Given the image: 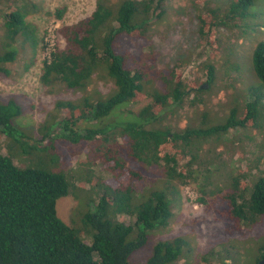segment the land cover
<instances>
[{
	"label": "trees",
	"instance_id": "1",
	"mask_svg": "<svg viewBox=\"0 0 264 264\" xmlns=\"http://www.w3.org/2000/svg\"><path fill=\"white\" fill-rule=\"evenodd\" d=\"M217 3L206 0L198 16L199 38L213 50L224 31L241 37L264 28V0ZM15 7L0 10V76H13L10 67L21 54L45 51L36 26L28 21L40 13L38 5L24 0ZM66 9H55L49 16L63 22ZM166 13V0H96L89 17L62 24L57 31L62 43L56 44L51 60L43 61L42 85L87 92L96 77L104 78L113 86L109 99L58 102L64 117L58 124L41 125L36 137L16 124L22 109L13 101H0V136L8 150L7 155L0 152V264H128L130 256L147 245L150 232L169 226L184 187L196 184L198 200H205L200 186L205 171L197 164L194 142L201 136L257 126L259 107L264 110V39L253 47L255 101L246 104L241 119L235 111L225 124L206 131L181 130L168 123L170 106L177 108L174 117L203 104L204 85L189 89L191 81L176 69L154 70L153 58H133L128 49L131 41L143 49L152 18L159 21ZM214 70L209 66L205 71L207 87L213 85ZM138 105L142 106L134 110ZM120 106L121 111L115 110ZM164 125L168 128L162 129ZM9 141L30 155L40 154V165L18 167L12 159L18 152ZM83 154L82 163L92 168L85 176L70 167L71 159ZM96 167L102 173L98 178ZM247 177L245 171L229 177L226 189L213 197L223 203L218 213L232 222L230 233L264 218V178L250 188ZM76 178L90 184L87 205H95L81 217L86 226L82 230L68 225L57 211L58 201L69 196ZM212 185L204 186L210 190ZM124 214L133 219L129 225L118 221ZM184 244L181 239L158 243L148 264L176 262Z\"/></svg>",
	"mask_w": 264,
	"mask_h": 264
},
{
	"label": "rangeland",
	"instance_id": "2",
	"mask_svg": "<svg viewBox=\"0 0 264 264\" xmlns=\"http://www.w3.org/2000/svg\"><path fill=\"white\" fill-rule=\"evenodd\" d=\"M22 1L24 0H0V10L13 5L15 7ZM30 1L38 5L40 13L31 15L28 21L36 26L38 41L42 40L45 51L41 52L38 48L31 55L21 54L20 60L10 67L13 76H0V101H13L17 104L22 109V114L15 120L16 124L22 131L24 129L26 133H34L36 137L35 132L41 125L48 122L58 124L64 117V110L57 108L58 102H82L86 98L95 101L107 100L113 94V86L104 78L98 77L87 92L69 91L62 86L50 89L42 85L41 68L48 57L46 39H51V32L54 29L58 31L62 24L72 25L89 17L95 10L96 0ZM224 1L226 0H218V3L224 4ZM205 6L206 0H166L167 13L159 21H156V17L151 20L153 24H150L148 43L143 42L146 45L140 49L136 41H131L128 47L133 58H153L154 63L150 62L154 70L179 71L185 80L191 81L189 89L204 85L205 92L200 95L203 104L197 108H185L174 117L172 114L177 108L170 106L167 109L170 115L168 123L181 130L199 128L206 131L225 124L235 111V116L241 119L246 104L255 101L252 85L257 80L251 70V63L254 45L264 39V28H257L250 36L241 37L224 31L218 37L219 45L213 50L198 34V16L204 13ZM62 7L67 8L63 22L49 16V12ZM2 19L0 17V35L3 31ZM260 22L261 20H254V23ZM55 40L56 43H62L57 32ZM209 66L214 67L215 76L213 85L207 87L205 71ZM194 97L195 94L190 96L192 99ZM262 103L264 105V98ZM141 106L138 105L134 110ZM121 108L122 106L115 110L121 111ZM259 108L257 126L244 130L235 129L228 135L201 136L194 142L197 164L202 165L205 171L203 182L200 183L205 192V200L202 203L198 200L201 194L196 184L184 187L182 201L174 211L175 216L169 226L150 232L147 245L135 251L128 264H148L158 243L176 239L183 240L185 244L180 247L176 262L170 264H256L257 260L259 264L262 260L260 250L263 249L264 253V218L245 224L242 230L230 233L229 226L232 222L218 213L223 203L220 198L213 199L215 193L226 189L229 177L238 176L240 171H245L248 175L247 182L251 180L250 188L264 178V110L261 106ZM120 117L125 115L120 113ZM166 128L167 125L162 127ZM9 146L19 154L12 157L18 167L35 168L40 165V154L30 155L12 141H9ZM0 152L3 155L8 154L3 136H0ZM47 156L53 157L51 154ZM85 159L84 154L71 159L70 167L78 168V173L82 176H85L86 170L89 172L92 169L82 163ZM93 171L97 178L102 174L98 167ZM74 185L73 191L69 190V196L58 201L57 211L58 216L68 225L82 230L86 226L81 217L91 212L95 205H87L86 197L91 188L88 182L84 184L83 180L76 178ZM204 185L212 186L208 190ZM172 198L171 196L170 199ZM117 217L125 225L133 221L125 214Z\"/></svg>",
	"mask_w": 264,
	"mask_h": 264
},
{
	"label": "built area",
	"instance_id": "3",
	"mask_svg": "<svg viewBox=\"0 0 264 264\" xmlns=\"http://www.w3.org/2000/svg\"><path fill=\"white\" fill-rule=\"evenodd\" d=\"M57 28H59V27H57ZM57 29H54L52 32H51V39H46V43H45V45H46V47H47V51H48V57L45 59V60H51V58H52V53H54L55 52V49H56V40H55V34H56V31Z\"/></svg>",
	"mask_w": 264,
	"mask_h": 264
},
{
	"label": "water",
	"instance_id": "4",
	"mask_svg": "<svg viewBox=\"0 0 264 264\" xmlns=\"http://www.w3.org/2000/svg\"><path fill=\"white\" fill-rule=\"evenodd\" d=\"M259 264H264V258L259 262Z\"/></svg>",
	"mask_w": 264,
	"mask_h": 264
}]
</instances>
